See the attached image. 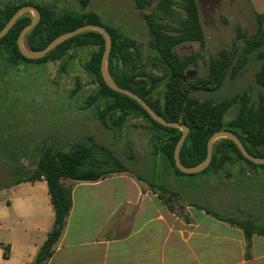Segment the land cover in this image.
<instances>
[{
  "label": "trees",
  "instance_id": "trees-1",
  "mask_svg": "<svg viewBox=\"0 0 264 264\" xmlns=\"http://www.w3.org/2000/svg\"><path fill=\"white\" fill-rule=\"evenodd\" d=\"M78 1L84 7L89 3V0ZM133 2L136 8L143 12L151 38L149 45L154 55L146 58V61L135 39L124 35L115 27L105 26L95 12L58 14L47 5H33L39 11L41 18L39 23L25 35L24 45L30 50H42L64 33L84 25H100L106 28L112 38V49L107 63V69L112 79L120 87L130 90L144 99L164 119L181 122L188 126L189 132L179 154L180 161L185 167H196L205 160L210 137L221 130H228L236 134L251 155L264 157V106L254 111L247 107V101L245 97H242V107L237 115L225 122L226 112L237 101L236 97L217 103L212 100L199 101L193 97L195 91L218 89L228 71L232 69L233 61L232 53L222 49L217 57H212L209 60L205 74L195 78L185 77L190 67L198 66L201 54L196 52L190 55H181L177 51V47L185 43H199L201 48L205 46V32L198 1L133 0ZM25 5L32 4L27 2L8 3L0 6V31L16 11ZM31 21L30 13L23 14L0 40V47L7 45L10 48L12 63L18 65L20 62L41 64L58 61L63 60L72 48H93L84 68L93 77L96 89L86 99L84 108H94L98 120L108 130L124 127L128 119L132 117L146 118L151 123L149 129L153 133V156L163 158L166 165L177 176L193 175L182 173L175 165L174 152L182 135L181 130L165 127L155 122L137 101L110 89L103 81L101 61L105 50V39L99 32L86 31L78 34L58 45L43 58L30 60L21 55L17 40L21 31ZM257 21V30L254 35L248 37L246 34L240 33V38L246 41L249 51H254L264 44V15L257 14ZM258 56L262 60V67L256 75V81L264 87V51H260ZM152 63L156 65V71L149 68ZM79 89L80 85L74 92H78ZM19 158L14 159V162L18 164V167L13 170V174L18 176L13 182L14 184L44 179L48 185L55 213L54 224L32 262V264H48L67 225L72 208L73 182L96 181L108 178L112 173L126 172L127 170L107 171L97 168L96 164L105 161L97 158L93 149L85 144L78 145L70 151L43 147L36 160V168L30 172L24 170V165L18 162ZM239 161H245L255 166H264L247 160L232 140L219 139L213 145L212 162L206 170L213 168L220 172L226 165H232ZM137 179L141 180L139 177ZM148 185L154 193L159 189V199L171 212H176L171 201L173 198L180 197L178 192L164 186L156 187L151 182H148ZM8 186H0V190ZM189 206L201 209L218 220L240 227L246 241V258L250 257L252 238L255 235L264 236V224H259L251 219L222 216L197 203H191ZM179 214L189 221L188 214L183 210ZM4 255L7 257L9 254L5 251Z\"/></svg>",
  "mask_w": 264,
  "mask_h": 264
},
{
  "label": "rangeland",
  "instance_id": "rangeland-1",
  "mask_svg": "<svg viewBox=\"0 0 264 264\" xmlns=\"http://www.w3.org/2000/svg\"><path fill=\"white\" fill-rule=\"evenodd\" d=\"M157 1V0H156ZM205 32V46L185 43L177 47L181 55L200 52L198 66L190 67L186 78L206 73L212 57L220 50L232 53V69L222 85L213 91L199 90L193 97L214 103L237 98L228 109L225 122L233 119L242 107L254 111L264 106V87L256 81L262 67L258 53L264 44L249 51L240 33L248 37L257 30V14L264 15V0H197ZM30 3L31 6H50L54 12H95L105 26L115 27L136 40L146 58L154 55L144 14L133 0H89L86 7L78 0H0L8 3ZM34 7V6H33ZM33 17L34 13L30 12ZM93 48H72L63 60L41 64L10 61V48L0 47V186L12 184L18 164L30 172L43 147L64 151L85 144L104 163L96 167L107 171L126 172L156 187L164 186L179 193L171 203L177 211L186 204L197 203L222 216L251 219L264 224V166L245 161L228 164L223 171L209 168L188 176H177L163 158L153 156L151 123L143 117H132L126 125L114 130L105 129L94 108H84L86 99L94 92L93 77L86 72L85 62ZM149 68L156 71L152 63ZM80 85L78 92H74ZM103 147V148H102ZM25 176V175H23ZM159 192V189H158Z\"/></svg>",
  "mask_w": 264,
  "mask_h": 264
},
{
  "label": "crops",
  "instance_id": "crops-1",
  "mask_svg": "<svg viewBox=\"0 0 264 264\" xmlns=\"http://www.w3.org/2000/svg\"><path fill=\"white\" fill-rule=\"evenodd\" d=\"M158 193L129 173L73 182L67 225L48 264H264V236L252 238L246 258L240 227L189 204L186 221ZM54 219L44 179L1 189L0 264H32Z\"/></svg>",
  "mask_w": 264,
  "mask_h": 264
},
{
  "label": "water",
  "instance_id": "water-1",
  "mask_svg": "<svg viewBox=\"0 0 264 264\" xmlns=\"http://www.w3.org/2000/svg\"><path fill=\"white\" fill-rule=\"evenodd\" d=\"M33 12L34 15L32 17V21L30 24H28L24 29L21 31L18 40H17V46L18 49L21 53V55L30 60H38L43 58L45 55H47L50 51H52L54 48H56L58 45L64 43L65 41L71 39L72 37L81 34L86 31H97L99 32L105 39V50L103 53L102 61H101V74L103 81L105 84L112 90L127 95L128 97H131L135 101H137L149 114V116L157 123L165 126V127H170V128H178L181 130L182 135L176 145L175 152H174V159H175V165L179 171H181L184 174H197L200 172H203L206 170L212 162V153H213V145L214 143L219 140V139H230L234 142V144L237 146L239 151L242 153V155L249 160L252 163H255L257 165H264V157H255L251 155L244 145L242 144L241 140L239 137L234 134L231 131L228 130H221L215 132L209 139L208 144H207V156L205 160L199 164L196 167L188 168L185 167L181 161H180V150L181 147L187 137V134L189 132V128L187 125L181 123V122H171L166 119H164L162 116H160L158 113H156L152 107L140 96H138L136 93L124 89L120 87L110 76L108 69H107V63H108V58L110 51L112 49V38L109 32L106 30V28L100 26V25H84L81 26L75 30L69 31L67 33H64L57 38H55L51 43H49L44 49L42 50H30L25 47L24 45V37L25 35L32 30L40 21L41 15L39 11L31 6V5H25L20 7L16 13L11 17V19L8 21V23L4 26V28L0 31V40L8 33V31L13 27L17 19L22 16L23 14Z\"/></svg>",
  "mask_w": 264,
  "mask_h": 264
}]
</instances>
